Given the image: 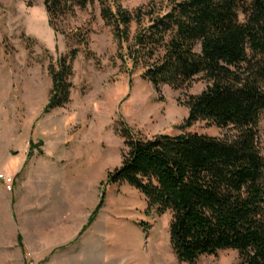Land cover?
Returning <instances> with one entry per match:
<instances>
[{
  "label": "rangeland",
  "instance_id": "obj_1",
  "mask_svg": "<svg viewBox=\"0 0 264 264\" xmlns=\"http://www.w3.org/2000/svg\"><path fill=\"white\" fill-rule=\"evenodd\" d=\"M44 1L0 0V264H184L169 245L171 214L147 213L136 190L106 184L121 164L116 123L147 139L184 132L230 140L235 132L204 122L181 129L188 97L206 89L203 76L182 90L163 86L156 93L139 71L129 74L98 0L61 24L58 35L48 25ZM151 1L121 5L132 12ZM78 31L89 32L90 57L65 37ZM71 48L80 53L72 65L70 101L45 114L49 66ZM139 104L146 112L137 116ZM257 132L264 158V112ZM102 195V209L80 235ZM238 262L229 250L197 264Z\"/></svg>",
  "mask_w": 264,
  "mask_h": 264
},
{
  "label": "trees",
  "instance_id": "obj_2",
  "mask_svg": "<svg viewBox=\"0 0 264 264\" xmlns=\"http://www.w3.org/2000/svg\"><path fill=\"white\" fill-rule=\"evenodd\" d=\"M121 1L98 0V5L127 72L139 71L156 93L163 86L182 90L203 76L206 89L188 97L181 129L204 122L231 128L235 136L182 132L147 139L117 122L121 164L107 174L106 184L136 190L147 213L171 214L169 245L179 263L197 264L230 250L237 252L238 264H264V158L257 132L264 112V0H153L132 12ZM94 2L45 0L50 29L62 34L61 24ZM65 37L91 56L88 31ZM79 53L71 48L49 66L52 88L45 114L69 103ZM103 205L104 195L80 235ZM17 241L22 244L21 236Z\"/></svg>",
  "mask_w": 264,
  "mask_h": 264
},
{
  "label": "bare ground",
  "instance_id": "obj_3",
  "mask_svg": "<svg viewBox=\"0 0 264 264\" xmlns=\"http://www.w3.org/2000/svg\"><path fill=\"white\" fill-rule=\"evenodd\" d=\"M134 106V105H133ZM141 104H139L138 106H136V113H137V116L138 115H140V112H141ZM134 108V107H133ZM142 111H144V112H141V114L143 113V114H145V109H144V107L142 108Z\"/></svg>",
  "mask_w": 264,
  "mask_h": 264
},
{
  "label": "built area",
  "instance_id": "obj_4",
  "mask_svg": "<svg viewBox=\"0 0 264 264\" xmlns=\"http://www.w3.org/2000/svg\"><path fill=\"white\" fill-rule=\"evenodd\" d=\"M9 182H11V180H9Z\"/></svg>",
  "mask_w": 264,
  "mask_h": 264
}]
</instances>
